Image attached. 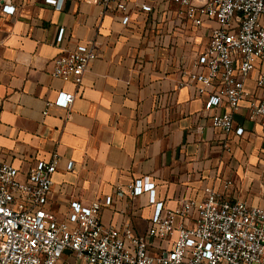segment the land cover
Here are the masks:
<instances>
[{
	"label": "crops",
	"instance_id": "crops-1",
	"mask_svg": "<svg viewBox=\"0 0 264 264\" xmlns=\"http://www.w3.org/2000/svg\"><path fill=\"white\" fill-rule=\"evenodd\" d=\"M117 1L106 11L96 0H63L60 9L47 0H8L16 8L8 14L0 0V162L13 164L25 180L38 162L57 155L46 208L59 221L68 219L72 202L114 196L102 207L103 224H130L145 234L156 206L149 193L133 198L128 190L145 177L168 210L202 200L208 187L264 208V132L249 118L248 101L235 114L244 134H227L213 128L195 88L179 86L182 71L192 70L207 48L215 21L196 27L171 0H123V10ZM61 29L66 38L58 44ZM88 42L96 44L97 58L83 83L54 77L55 58ZM257 76L255 70L245 87L262 96ZM60 92L75 94L70 108L48 104ZM59 264H73L72 255Z\"/></svg>",
	"mask_w": 264,
	"mask_h": 264
},
{
	"label": "built area",
	"instance_id": "built-area-1",
	"mask_svg": "<svg viewBox=\"0 0 264 264\" xmlns=\"http://www.w3.org/2000/svg\"><path fill=\"white\" fill-rule=\"evenodd\" d=\"M4 0L3 12L15 13V6ZM109 10L113 0H96ZM140 2V0H138ZM178 16L200 27L213 20L207 48L183 70L180 87L190 86L205 99V111L213 128L242 136L235 127V114L248 101L249 118L258 120L264 132V95L256 96L245 87L257 70V85L264 92V0H171ZM60 9L63 0H47ZM137 3L141 10L151 6ZM126 3L118 0L116 9ZM129 16L122 22L127 25ZM66 30L61 29L57 43L62 44ZM94 42L64 49L54 60L53 76L77 86L97 58ZM211 87L216 92L209 94ZM71 92H60L55 104L70 108ZM59 158L40 161L20 180L19 170L0 162V264H59L66 253L73 264H264V208L229 199L214 188L206 189L202 200H184L168 210L155 199V183L149 177L134 180L129 195L150 194L154 216L145 234L130 224L123 229L105 226L102 207L111 206L114 196L90 205L72 202L69 217L59 221L46 208L53 188V175ZM73 168V162L68 169ZM233 181L225 182V192ZM119 187L117 195H124ZM156 246L157 253L151 252Z\"/></svg>",
	"mask_w": 264,
	"mask_h": 264
}]
</instances>
